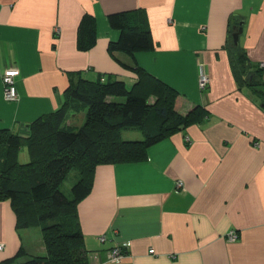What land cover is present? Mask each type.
Instances as JSON below:
<instances>
[{"label": "crops", "instance_id": "obj_1", "mask_svg": "<svg viewBox=\"0 0 264 264\" xmlns=\"http://www.w3.org/2000/svg\"><path fill=\"white\" fill-rule=\"evenodd\" d=\"M127 10L154 48L110 52L121 30L109 15ZM85 14L96 19L97 42L83 51ZM235 47L251 63L240 72L257 73L252 85L237 76ZM123 62L173 86L180 113L202 110L147 159L97 167L76 207L88 264H264V0H0V129L28 135L30 122L62 105L72 72L112 73L132 86L138 76ZM12 67L18 98L8 100L2 77ZM0 244V261L21 247L45 253L40 227L19 228L9 200L0 201ZM115 246L125 252L118 260Z\"/></svg>", "mask_w": 264, "mask_h": 264}, {"label": "trees", "instance_id": "obj_2", "mask_svg": "<svg viewBox=\"0 0 264 264\" xmlns=\"http://www.w3.org/2000/svg\"><path fill=\"white\" fill-rule=\"evenodd\" d=\"M135 14L127 10L109 15L111 25L121 30L119 41L109 43L111 53L121 49L133 54L155 47L150 29L131 21ZM96 42V19L85 14L77 46L86 51ZM234 50L233 65L241 79L240 67L250 68L251 63L240 47ZM124 64L138 76L132 86L112 73L94 72L90 77L86 69L72 72L62 105L30 122L28 135L0 129V201L12 203L19 228L40 227L45 245V253L39 254L21 247L0 264H88L83 233L76 226V207L91 192L97 167L147 159L151 145L187 126L202 110L196 106L187 114L180 113L173 86L142 66ZM245 75L246 83L252 85L254 77L257 81L254 70ZM118 96L125 99L118 100ZM84 108L81 125L65 123L71 110ZM130 129H140L143 138L124 139L122 131ZM24 147L30 152L26 162L18 160ZM71 170L77 172V180L67 195L61 186Z\"/></svg>", "mask_w": 264, "mask_h": 264}, {"label": "built area", "instance_id": "obj_3", "mask_svg": "<svg viewBox=\"0 0 264 264\" xmlns=\"http://www.w3.org/2000/svg\"><path fill=\"white\" fill-rule=\"evenodd\" d=\"M20 73L19 68H8L3 74V83H4V96L8 100H15L17 98L18 92L16 87V76ZM209 81V78L206 74L202 73L200 76V85L205 87L206 83ZM103 238V237H102ZM238 234L234 229H231L228 233L229 240H237ZM3 248V244H0V249ZM150 252H154V249L151 248ZM124 251L120 246H115L111 249V258L118 260L124 256Z\"/></svg>", "mask_w": 264, "mask_h": 264}, {"label": "rangeland", "instance_id": "obj_4", "mask_svg": "<svg viewBox=\"0 0 264 264\" xmlns=\"http://www.w3.org/2000/svg\"><path fill=\"white\" fill-rule=\"evenodd\" d=\"M242 71L244 72L245 70H242ZM128 85H130V83ZM116 99L124 100L125 97L118 96V97H116ZM84 110L86 111V108L81 109L79 111L71 110V112L73 111L74 113H77V115H75V116L69 115V121H66L65 123H68V124L72 123L75 126L81 125L84 122V119H85V111ZM83 114H84V116H83ZM142 134L143 133H142V131L140 129H130V130H127L126 133L122 134V136H123L124 139H127L126 137L134 139V138H136L138 136L142 137L143 136ZM18 160L22 161V162H26V161L30 160V152L28 153V150H27L26 147L22 148V150L19 151ZM76 173L77 172L75 170H71L70 173L68 174L67 178L65 179L63 185L61 186V189L67 195L70 194L71 187L75 183V181L77 180V174Z\"/></svg>", "mask_w": 264, "mask_h": 264}, {"label": "water", "instance_id": "obj_5", "mask_svg": "<svg viewBox=\"0 0 264 264\" xmlns=\"http://www.w3.org/2000/svg\"><path fill=\"white\" fill-rule=\"evenodd\" d=\"M243 31V20L240 21L239 27L233 32L234 44H239V35Z\"/></svg>", "mask_w": 264, "mask_h": 264}]
</instances>
